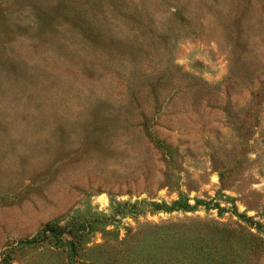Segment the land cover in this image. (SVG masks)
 <instances>
[{"label": "rangeland", "instance_id": "1", "mask_svg": "<svg viewBox=\"0 0 264 264\" xmlns=\"http://www.w3.org/2000/svg\"><path fill=\"white\" fill-rule=\"evenodd\" d=\"M4 250L264 264V0H0Z\"/></svg>", "mask_w": 264, "mask_h": 264}, {"label": "trees", "instance_id": "2", "mask_svg": "<svg viewBox=\"0 0 264 264\" xmlns=\"http://www.w3.org/2000/svg\"><path fill=\"white\" fill-rule=\"evenodd\" d=\"M46 240H52V241H60L61 238L59 237V232L52 226V225H46L44 229L42 230V235L39 239H32L30 241H27L25 244H35L41 241ZM69 245L72 247V243H69ZM11 252L9 250H4L0 257V264H8V260L10 258Z\"/></svg>", "mask_w": 264, "mask_h": 264}]
</instances>
